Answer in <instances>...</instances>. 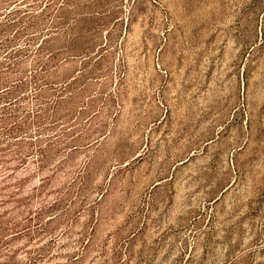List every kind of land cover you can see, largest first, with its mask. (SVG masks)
Here are the masks:
<instances>
[{"label": "rangeland", "instance_id": "rangeland-1", "mask_svg": "<svg viewBox=\"0 0 264 264\" xmlns=\"http://www.w3.org/2000/svg\"><path fill=\"white\" fill-rule=\"evenodd\" d=\"M0 86V264H264V0H0Z\"/></svg>", "mask_w": 264, "mask_h": 264}, {"label": "trees", "instance_id": "trees-1", "mask_svg": "<svg viewBox=\"0 0 264 264\" xmlns=\"http://www.w3.org/2000/svg\"><path fill=\"white\" fill-rule=\"evenodd\" d=\"M15 13V12H13ZM12 14L9 12V15ZM13 89L11 88H1L0 86V177L1 181H5L14 173L12 170L11 173L8 172L7 166V156L10 154L17 155L18 146L24 142H30L31 137H27V133L24 132L25 122L19 123L14 119L16 116H12L15 111L9 112L16 107L18 100L12 98ZM15 100V101H14ZM14 101V102H13ZM8 115V117H7ZM39 122H36L38 124ZM39 125L36 126L39 130ZM37 156L42 157V152H36ZM34 154L30 151L22 153L19 158V164H22L24 161L32 160ZM41 159V158H40ZM42 161V160H41Z\"/></svg>", "mask_w": 264, "mask_h": 264}]
</instances>
